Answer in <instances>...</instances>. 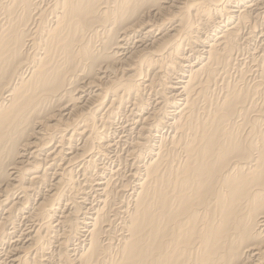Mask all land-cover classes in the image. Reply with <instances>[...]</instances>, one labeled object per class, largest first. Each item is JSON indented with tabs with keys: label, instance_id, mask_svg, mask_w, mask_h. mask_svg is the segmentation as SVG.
I'll return each instance as SVG.
<instances>
[{
	"label": "bare ground",
	"instance_id": "bare-ground-1",
	"mask_svg": "<svg viewBox=\"0 0 264 264\" xmlns=\"http://www.w3.org/2000/svg\"><path fill=\"white\" fill-rule=\"evenodd\" d=\"M232 2L0 0V264H264V0Z\"/></svg>",
	"mask_w": 264,
	"mask_h": 264
},
{
	"label": "rangeland",
	"instance_id": "rangeland-1",
	"mask_svg": "<svg viewBox=\"0 0 264 264\" xmlns=\"http://www.w3.org/2000/svg\"><path fill=\"white\" fill-rule=\"evenodd\" d=\"M233 2H232V4L233 5H236L237 4V2H239V0H232ZM235 1V2H234ZM252 1V0H251ZM262 27V25H260L259 26V24H258V30H260V28ZM243 31H246V29H243ZM263 33H261V32H258L255 36H253L252 38H254V39H250L251 41H248L246 44H244V45H241V47H242V49H240V51H239V54L240 53H242L239 57L240 58H242L243 59V57H244V59H246L245 61L247 62V60H248V58L250 57V53L255 49V48H257L258 49V47H259V44L261 43L262 44V42H264V34L262 35ZM258 35V36H257ZM262 35V36H261ZM257 38V39H256ZM260 38V39H259ZM262 39V40H261ZM262 42H261V41ZM260 42V43H259ZM257 43V44H256ZM253 50H252V49ZM248 49V50H247ZM245 62V63H246ZM113 153V152H112ZM111 153V154H112ZM109 161V162H108ZM113 161V162H112ZM98 162H100V161H98ZM104 163H106V165L108 166L107 167V170H109L108 168L109 167H111V166H113L114 164H115V168L117 167V166H119V164L118 163H116V162H118V161H116V160H114V159H112V158H110V160L109 159H105V161H103ZM108 162V163H107ZM105 165V166H106ZM102 166H103V163H102ZM127 170V168H125V171ZM127 172H128V170H127ZM74 173L76 174L75 175V179L77 180V181H79V182H81L82 181V179H83V177L81 176L82 174L78 171V169H76V170H74ZM78 174V175H77ZM81 174V175H80ZM77 176V177H76ZM82 178V179H81ZM81 179V180H80ZM83 185H86V183L85 184H83ZM85 190H87L85 193H84V195L83 194H81V199L84 201V205L85 206H87L86 208H88V206L90 207V205L91 204H95V202H97V197H96V194L94 193V191H93V189L91 190L90 188H88V187H86V189ZM90 191V192H89ZM89 193V194H88ZM94 194V195H93ZM87 195V196H86ZM83 197H85V198H83ZM87 198V199H86ZM85 199V200H84ZM89 200V201H88ZM91 200V201H90ZM89 203H87V202ZM56 215V214H55ZM23 223V224H22ZM26 224H27V222H23V219H20V227L21 228H25L26 227ZM6 245H8V244H6ZM5 247V246H4Z\"/></svg>",
	"mask_w": 264,
	"mask_h": 264
}]
</instances>
